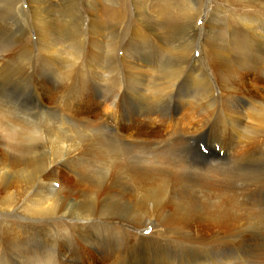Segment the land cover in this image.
Masks as SVG:
<instances>
[{
    "label": "bare ground",
    "instance_id": "obj_1",
    "mask_svg": "<svg viewBox=\"0 0 264 264\" xmlns=\"http://www.w3.org/2000/svg\"><path fill=\"white\" fill-rule=\"evenodd\" d=\"M131 1L0 0V264H260L240 222L264 204V2L199 27V0ZM205 128L229 165L187 144Z\"/></svg>",
    "mask_w": 264,
    "mask_h": 264
},
{
    "label": "rangeland",
    "instance_id": "obj_2",
    "mask_svg": "<svg viewBox=\"0 0 264 264\" xmlns=\"http://www.w3.org/2000/svg\"><path fill=\"white\" fill-rule=\"evenodd\" d=\"M86 1V0H85ZM123 1V0H122ZM152 1H156L157 0H152ZM262 2H264V0H260ZM164 3H169L171 4V13L174 15H180L181 13H184V9L187 8L188 4H189V0H163ZM223 0H199V3L202 4V6H204L202 9V13L200 15V17H198V26L202 27L204 24H206L209 20V18L211 17V11L214 10V8L216 7V3H222ZM228 3L227 8L231 9V10H241L243 12L244 8H245V4H240L238 1L236 0H227L226 2L223 3ZM237 2V3H236ZM154 3V2H153ZM239 3V4H238ZM104 4V3H103ZM131 4V6H130ZM128 8H131V12L133 13V7H132V1L131 0H127V4ZM85 10H89L90 8L86 5H83ZM130 6V7H129ZM250 6V5H247ZM26 7V5H25ZM190 7H193L190 5ZM200 6L193 7L198 11ZM90 11V10H89ZM258 11V10H255ZM247 12V11H246ZM186 13V11H185ZM261 16L264 15V11L262 9H260V12H258ZM195 14V12H194ZM134 17V15H131V18ZM225 21V19H224ZM85 26L88 25V22L86 21ZM33 37H35V33H33L32 35ZM198 53V55H197ZM168 54H172L171 52H169ZM195 54L197 56L201 55L202 53H200V50L196 49L195 50ZM168 57V58H167ZM166 57V62H168V60L170 59L171 55H167ZM257 77H255L253 74L246 77L245 78V82L247 85H252V84H256ZM248 80V82H247ZM28 88L30 90H28L29 92H26L24 97H19V101L18 104L20 103L21 105H24L26 107H28L29 109H33V111L35 113H39V100L38 97H46V96H50V93L48 91H44L43 90L40 91L37 88H34L33 85L28 86ZM80 92V90L78 91ZM10 93V92H9ZM13 96L17 97L18 95H15L13 93H11ZM48 94V95H47ZM87 95H95V93L90 92ZM28 98V99H27ZM37 99V100H36ZM175 100V101H174ZM173 102H166V104H162L160 102H158L157 107H156V113L158 114H162L163 117L165 119H167L168 123H171L176 114L177 117H181L184 118L186 117L185 114L188 116V112L186 107H182V105H178L177 104V99H174ZM17 102V101H15ZM37 103V104H36ZM125 110H129V103L128 100H125L123 102ZM128 104V105H127ZM35 105V106H34ZM73 107H77V105H75L74 103L72 104ZM94 105L92 104H86V107L90 108L93 107ZM165 106V107H164ZM32 107V108H31ZM38 107V109H37ZM85 107V106H84ZM83 106H81L79 109L83 110L84 108ZM171 107V108H170ZM187 111V112H186ZM166 112V113H165ZM186 112V113H185ZM129 113H126L125 116L129 117L128 115ZM197 115L191 116L189 117V119L187 120L188 123H191L192 120L194 118H196ZM99 117L98 116H90L91 120H97ZM122 118V119H121ZM170 118V119H169ZM117 122V123H116ZM111 125L115 128L117 127L118 129H120L121 127L124 128V126L126 125H132V121L127 122L125 120L124 117H118V119H116L115 121H110ZM144 128L146 129V131H148L150 129L149 126H144ZM156 129H158V126H155ZM135 132L137 131V128H134ZM207 130V131H206ZM210 131V132H209ZM212 133V134H211ZM215 134V135H214ZM214 135V136H213ZM161 136V133H160ZM162 137L164 139H167V137L163 136ZM216 133L212 130V129H208L205 128L203 131H201L200 134L195 135L193 137L187 138L186 142L187 144L192 148V149H197L199 150L201 153H203V155L205 156H210V154L212 155V153L215 151L216 154H218V159L222 162V161H227L228 165H229V160H227L226 157V148H222V144H223V140H215ZM194 138V139H193ZM218 138V137H217ZM189 140V141H188ZM196 140V141H195ZM206 140V141H205ZM218 141V143H217ZM213 144H218L219 146H217L216 148H213ZM195 145V146H194ZM221 147V148H220ZM226 149V151H225ZM217 151V152H216ZM211 152V153H210ZM223 153V154H222ZM56 188V187H55ZM261 196L263 197L262 199L264 200V191L261 194ZM242 214H244L243 220L240 222V224L243 226L244 228V237L250 241V243H252V247L249 250L248 254L250 258H253L257 261L260 262V264H264V204H262L260 206V196L253 198L252 200H250V202L248 203V207H242ZM133 227H129V226H125V229L128 230L129 232H134V229H132ZM150 227L146 228V233L150 232ZM138 233V232H137ZM241 247H239L238 249H240ZM243 248V247H242ZM244 249V248H243ZM185 258V257H184Z\"/></svg>",
    "mask_w": 264,
    "mask_h": 264
},
{
    "label": "snow or ice",
    "instance_id": "obj_3",
    "mask_svg": "<svg viewBox=\"0 0 264 264\" xmlns=\"http://www.w3.org/2000/svg\"><path fill=\"white\" fill-rule=\"evenodd\" d=\"M197 55H198V53H197Z\"/></svg>",
    "mask_w": 264,
    "mask_h": 264
}]
</instances>
